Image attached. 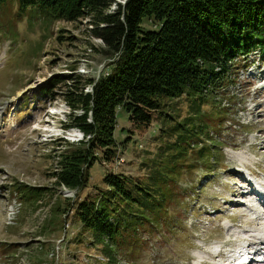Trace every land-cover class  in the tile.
Returning <instances> with one entry per match:
<instances>
[{
	"label": "rangeland",
	"instance_id": "rangeland-1",
	"mask_svg": "<svg viewBox=\"0 0 264 264\" xmlns=\"http://www.w3.org/2000/svg\"><path fill=\"white\" fill-rule=\"evenodd\" d=\"M18 1L0 0V264H109L104 243L82 230L71 205L103 188L107 172L138 179L164 163L182 165L175 179L185 203L169 211L173 223L141 232V248L114 253L113 264L263 259L264 56L255 51L241 60L230 73L234 82L214 93L215 101L199 103L204 115L191 122L208 127L193 135L186 131L197 127L184 123L194 114L189 97L161 99L160 113L147 126H135L118 108L115 157L95 162L84 189L69 190L52 174L57 157L83 134L68 126L76 112L62 94L72 84L61 79L72 76L90 91L87 80L107 72L111 59L90 37L87 19L51 21L34 6L20 12ZM144 27L155 29L147 21ZM187 165L195 167L188 171ZM18 184L38 187L42 196L22 202Z\"/></svg>",
	"mask_w": 264,
	"mask_h": 264
},
{
	"label": "trees",
	"instance_id": "trees-1",
	"mask_svg": "<svg viewBox=\"0 0 264 264\" xmlns=\"http://www.w3.org/2000/svg\"><path fill=\"white\" fill-rule=\"evenodd\" d=\"M117 1H18L20 12L34 6L51 21L87 19L90 37L101 43L100 51L111 59L107 72L87 80L90 91H83L86 85H75L72 76L61 79L72 84L62 94L72 113L76 112L68 126L83 134L72 151L57 157L52 174L56 185L69 190L84 189L95 162L115 157L118 108L128 113L135 126H147L153 113H160L161 99L189 97L194 114L184 123L197 127L186 131L193 135L208 127L202 121L191 122L204 115L200 104L207 105V98L215 101L214 93L234 82L230 73L237 63L255 51L264 56V0ZM113 4L115 10L108 12ZM145 21L155 29H146ZM183 153L171 155L170 161ZM164 164L138 179L107 172L103 188H95L92 195L71 205L82 230H90L95 241L104 243L109 264L114 263V253L125 256L141 248L142 231L173 223L169 211L185 203L187 194L175 179L182 165ZM194 167L186 166L188 171ZM40 190L20 184L17 188L22 202L41 197ZM68 210L66 206L63 211Z\"/></svg>",
	"mask_w": 264,
	"mask_h": 264
},
{
	"label": "bare ground",
	"instance_id": "bare-ground-1",
	"mask_svg": "<svg viewBox=\"0 0 264 264\" xmlns=\"http://www.w3.org/2000/svg\"><path fill=\"white\" fill-rule=\"evenodd\" d=\"M264 240V239H263ZM262 240V241H263ZM254 255V254H253ZM258 255V254H257ZM259 256V255H258ZM249 258V257H248ZM248 258H246V257H244L243 259H242V264H244L247 260H249ZM260 258V257H259ZM256 259H257V257H256ZM264 259V258H263ZM263 259H258V261H256V263H262V261H263ZM239 262H240V260H238ZM251 262V261H250ZM250 262L248 263V264H250ZM235 263H237V262H235Z\"/></svg>",
	"mask_w": 264,
	"mask_h": 264
},
{
	"label": "water",
	"instance_id": "water-1",
	"mask_svg": "<svg viewBox=\"0 0 264 264\" xmlns=\"http://www.w3.org/2000/svg\"><path fill=\"white\" fill-rule=\"evenodd\" d=\"M117 1V0H116ZM117 2H119V1H117Z\"/></svg>",
	"mask_w": 264,
	"mask_h": 264
}]
</instances>
